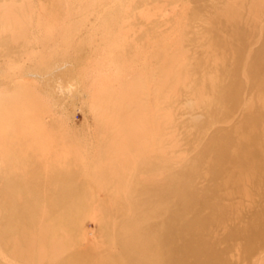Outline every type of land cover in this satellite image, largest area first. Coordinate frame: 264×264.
<instances>
[{"label":"bare ground","instance_id":"obj_1","mask_svg":"<svg viewBox=\"0 0 264 264\" xmlns=\"http://www.w3.org/2000/svg\"><path fill=\"white\" fill-rule=\"evenodd\" d=\"M12 1L0 3L2 27L22 28L30 23V13L38 17L37 10L30 11V2L19 6ZM65 1V9L60 0L38 21L68 26L76 13L85 11L108 28L165 29L178 14L173 0ZM213 7L208 40L190 51H183L178 42L176 50L157 55L170 65L161 85L176 90L179 84L175 95L183 97L184 104L165 92L156 100L164 98L166 105L153 109L144 101L125 108L134 93L121 100L117 127L138 122L139 128H133L137 131L126 137L145 151L117 171H100L118 176L108 178L115 189L121 186L118 193L95 196L79 194L76 188L59 192L60 187L45 180L33 189L46 201L30 203L22 194L15 198L13 186L10 193H2L0 186V199L5 200L3 209L0 204V264H264V0H226ZM189 8L184 4L183 13ZM35 19H30L31 26L45 27ZM26 35L14 40L33 39ZM16 48L10 57L17 56ZM2 69L1 84L15 81L19 97H0V144L6 157L16 158L0 159V167L18 181L28 171L34 174L46 167L38 154L46 152V121L31 112L34 100L25 74L14 79L10 66ZM108 103L121 106L118 101ZM94 109L106 129L111 122L104 118V105ZM197 115L204 118L201 124L194 121ZM35 121L42 126L40 133L31 127ZM148 164L153 167L151 177L142 172ZM87 213L110 243L105 254L80 227Z\"/></svg>","mask_w":264,"mask_h":264},{"label":"rangeland","instance_id":"obj_2","mask_svg":"<svg viewBox=\"0 0 264 264\" xmlns=\"http://www.w3.org/2000/svg\"><path fill=\"white\" fill-rule=\"evenodd\" d=\"M11 1L0 0V3L4 5V2L9 4ZM59 1L34 0V3H38L36 6L40 5L39 8L33 6L35 5L33 0H17L19 6H27L30 2V11L33 8L35 11L37 10L39 18L43 16V12L47 17V14L54 11V8L60 4ZM63 1L66 2L61 0L63 4L61 9L66 8ZM173 1L178 14L173 20L174 24L165 29H140L135 26H133L134 28L131 26L130 28H108L104 23L96 22L93 16L85 11L74 15L75 12H78L75 10L69 11L74 12L72 17L74 15L75 20L68 26L52 25L45 22L44 24L41 18L39 25L44 24L45 27L39 29L34 26V23L32 27L31 21L33 22V20L30 19L36 21L35 18H37L38 21V17H35L37 14L30 16L31 13H28V22L33 29L28 27V23H26L28 26L25 25L27 29L24 28L25 26L22 28H20L21 26L2 27L3 24L0 23V70L10 66L9 74L14 79H19V77L23 79L21 78L24 77L22 74H25L23 80L33 94L34 100L31 112L38 120L46 121L47 130L46 135H43L46 137V139L44 138L46 152L38 151V154H42L39 156L46 160V167L35 170L34 174H29L32 171H28V176H21L18 181L7 173L5 167H0L2 169V171L0 170L2 193H10L9 189L13 186L15 188L14 197L22 194L25 196L26 202L43 203L46 198L35 193L34 189L36 186H41L45 180L46 184L60 187L59 192L76 188L79 194L91 193L95 196H102L109 192L118 193L120 191L118 189L121 186L115 189V183L108 179L114 175L113 171L110 176L100 175V171L107 169L106 167L116 168L117 171L121 169L123 163L132 157L140 158L139 154L145 151L141 144H132L126 137L128 133L132 135L137 131H133V128H139L138 122L125 129L117 127L116 119H118L120 110L123 106L136 108L142 101L152 109L161 107L166 103L164 98L156 100L158 96L162 97L164 92L177 95L179 84L176 90L161 85L166 77L165 69L170 65L162 62L157 55L163 54L169 49L176 50L178 42H182L183 51H190L208 40L210 31L207 24L208 17L215 9L214 5H222L226 0ZM184 4L190 6L186 14L182 9ZM67 15L65 14L66 18ZM243 18H246V14ZM231 24L232 22L229 23V25ZM22 34H27L26 38L31 36L33 39L14 40L15 37ZM13 47H17L18 51L17 56L13 54L14 58L9 56ZM32 51L33 54L30 53ZM75 54L76 57H74ZM186 60L192 62L191 57ZM19 65L23 67L24 72L19 71ZM179 66L181 67V65ZM13 82L15 83V81ZM13 82L4 86L6 89L0 82V89H3L0 90L1 98L7 96L14 100L19 97L18 92H15ZM130 93L136 94V97L131 101H125L123 105L121 100L124 101ZM176 95L174 99L175 97L177 100L182 99L180 104H184V98ZM117 101L121 106H113L108 103ZM100 105H104L105 108L104 118L111 122L106 129L100 127L94 112V107H100ZM203 120L201 115L194 117V121L198 124H201ZM3 127L9 126L3 124ZM31 127L33 130L41 132L42 126L39 121H35ZM108 129H110L109 132ZM31 155L32 153L29 154L30 157H32ZM0 159L16 160L14 157L4 155L1 144ZM142 172L145 175L147 172V176L152 174V165L148 164ZM113 177L118 176L114 175ZM57 180L63 181L58 182ZM127 185L124 183L122 187L125 188ZM254 186L257 188V185ZM257 199L260 201L261 198ZM4 201V199H0L2 209ZM132 201H137V199ZM87 214L84 215L80 227L83 232L88 233L90 242L100 243L101 250L105 254L110 251V243L106 242L96 218L91 216V213ZM4 230L2 228L1 236H4ZM222 245L225 246V243ZM255 250L257 251V249L253 251ZM244 253L248 254L249 251L244 250Z\"/></svg>","mask_w":264,"mask_h":264}]
</instances>
